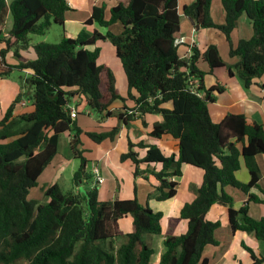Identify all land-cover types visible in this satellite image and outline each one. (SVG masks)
Masks as SVG:
<instances>
[{
	"label": "trees",
	"instance_id": "16d2710c",
	"mask_svg": "<svg viewBox=\"0 0 264 264\" xmlns=\"http://www.w3.org/2000/svg\"><path fill=\"white\" fill-rule=\"evenodd\" d=\"M116 2L109 15L103 6L95 5L87 23L109 26L120 22L121 33L84 30L77 37L63 35L57 43L37 42L34 59L10 65L5 60L8 49L18 44L27 47L32 35L44 34L53 24L64 29L69 4L67 0H0V42L7 44L0 51V76L14 67L28 71L22 91L0 119V264L21 259L27 264H211L203 250L218 244L216 232L221 222L207 218L215 203L228 206L234 231H246L264 241V216L249 215L251 202L264 203V198L250 192L257 187L264 194L257 160L264 154V124L233 113L215 122L209 104L222 88L207 87L204 81L206 73L216 68L224 67L231 75L235 68L247 87L260 79L258 85L264 88V0H222L226 13L223 24L211 15L212 0H193L181 8L179 0ZM181 13L196 29H221L238 61L228 64L215 44L205 50L193 47L190 57H181ZM244 13L252 22L253 34L233 45L231 33ZM9 15L12 27L5 35ZM99 40H109L114 46L127 78L128 98L135 102L131 113L125 111L120 116L125 115L127 122L136 114H161L150 135H171L179 141L177 156H167L151 144L143 157L133 148L144 147V143L129 141L122 159L133 162L134 174L146 171L141 164H160L151 172L159 181L155 196L165 200L177 194L178 182L171 178L182 174L184 164L203 170L195 198L181 210V216L188 220L187 231L166 237L165 250L156 263L152 261L153 239L162 232L161 211L135 198L102 201L97 188L63 191L58 183L44 189L45 202L28 198L57 154L61 134L68 130L75 129L70 145L80 159L74 181L89 177L88 160L80 148L81 129L70 113L72 99L77 94L83 100L85 97L87 106L97 112L109 111L117 99L125 101L113 70L98 63L99 48H88ZM200 61L208 65V71L200 68ZM26 95L33 109L16 115V105ZM116 132L114 128L89 135L98 141ZM242 159L250 173L247 183L236 176ZM226 186L245 193L240 209L234 207V197L226 192ZM127 217L132 218L133 228L124 233L119 221ZM122 237L124 242L117 247ZM245 248L251 254L249 264H264V250L257 253Z\"/></svg>",
	"mask_w": 264,
	"mask_h": 264
},
{
	"label": "crops",
	"instance_id": "0c3cea01",
	"mask_svg": "<svg viewBox=\"0 0 264 264\" xmlns=\"http://www.w3.org/2000/svg\"><path fill=\"white\" fill-rule=\"evenodd\" d=\"M11 1L12 0H8V2ZM192 1L193 0H179L180 8L185 4H190ZM67 2L69 4V9L66 13L64 29L61 28L60 33L59 29H56L53 25L49 28L51 29L53 27L51 30H56L57 33L55 37H57V39L60 37V34L61 37L63 35L77 37L84 30L89 32L98 31L102 34H106L109 31L115 34L122 32L123 25L120 22L113 23L109 26H102L96 21L90 24L87 23L88 19L92 16L95 5L103 6L106 15H109L111 7L117 3L116 0H67ZM210 10L216 23L223 24L225 22L226 13L222 5V0H212ZM11 27L12 16L9 15L5 26V35ZM243 28H245V30ZM181 33L182 36L178 42V51L183 58L191 56L193 47L205 50L209 45L215 44L228 64L234 65L238 61V59H228L223 55V53L225 54L230 51L231 45L225 33L217 28L196 29L192 21L181 13ZM252 34V22L244 13L240 17L238 27L231 33V42L235 45L240 39L249 38ZM32 39L33 37L31 36V40ZM59 39L61 40V38ZM33 41H36V43L41 41L51 42L47 33L40 35V37H36V40L33 39ZM18 46L20 45H15L7 50L5 54L6 63L17 65L20 62L35 58V52L31 51V42L27 47H22V51H19L18 48L14 51L11 50ZM4 48H7V44L5 42H0V51ZM88 48L92 50L99 48L100 54L98 63L110 67L114 75L116 71L120 74L122 73V63L117 57L115 48L109 40H99L95 44L88 46ZM104 50L109 51L110 58H105L103 54ZM16 51H18V55ZM15 56L22 60L20 62L13 61L11 58ZM1 62L2 57L0 55V65ZM199 66L201 69L208 71V65L205 62L200 61ZM232 70L233 75H231L226 68L220 67L214 69L213 72H207L204 77L207 87L217 85L222 88L221 92H215L216 99L209 104V111L212 119L215 122H219L229 113L245 114L249 120L264 124V88L258 85L260 79H256L258 82L247 87L237 73V70L235 68ZM23 71H25L26 75L28 74L27 70ZM19 93L20 86L15 82L9 81L6 78H0V119ZM119 93L121 94V92ZM78 96L77 94V96L72 99L70 102L71 106H75ZM134 103V101L115 100L109 107L108 113L106 111L99 112L100 118L96 121L98 125H94L91 119L80 120L79 114L77 115L75 118L76 127L81 129L82 142L80 148L83 149V155L88 160L86 170L89 173V177L81 178L78 182L73 181L72 190L85 191L86 189L97 188L99 198L102 201L135 198L142 205L148 206L154 211H161L163 213L161 220L162 232L154 236L153 239L156 250V245H165L164 242L167 236L181 235L187 231L188 220L181 216V210L185 203L195 198L196 187H199L203 180V170L190 164H184L182 174L174 178V180L178 182L177 194L169 199H158L155 195L157 193L159 181L151 170L156 168L159 169L161 167L160 164H141L140 168L142 170L146 169V171L143 174L135 175V166L133 162L130 159L123 160L122 155L128 152L129 141H132L135 144L138 142L144 143V147L134 146L133 148L138 152L140 157L145 155L146 147L151 144L157 145L167 156H177L179 153V141L171 135H163L160 138L150 135L154 123L162 119L161 114L151 113L143 116L136 114L133 115V119H128L127 122H125L124 118L126 116L124 115L121 117L120 113L125 112L129 107H134ZM166 105L169 106V104ZM32 109L33 105L31 100L23 98L16 105L14 113L18 115L26 111H31ZM81 111H85L89 116L94 114V110L87 106L85 97L79 105V112ZM114 128H117L118 131L113 137L99 139L98 141L93 139L94 141H92V143L83 141V137L87 136L86 134L88 133L103 134ZM74 134L75 132L73 130H68L61 134L57 154L40 175L41 177L47 172V176L50 178V184H48V186L58 183L64 191L62 181L67 179V177H65L67 171H70L68 177L74 179V174L80 166V162L78 164L77 157L74 156L70 145V140ZM257 160L261 169L259 185L260 188L264 190V154H259ZM95 166L99 167L104 177L102 183H97V179L93 174V168ZM236 176L243 183H247L250 180V173L243 159L241 160L240 169L236 171ZM225 190L234 197V207L240 209L245 202V193L232 186H226ZM250 192L256 193L264 198L263 192L257 187L252 188ZM252 204L258 205L256 202H251L249 204L250 216H252ZM260 204L264 205V203ZM263 216L264 206L259 210L258 214H253L252 217L261 218ZM207 218L213 221L219 220L221 222V227L216 232V238L218 240V244L216 245L217 249L214 250H222V252L220 255L211 258L208 254H205L207 247L203 250V255L209 259L211 264H249L252 258L245 246L254 249L257 253H261L264 250V241L256 238L254 234L241 230L234 231L232 229L228 206L215 203L208 211ZM119 223L124 233L130 232L133 228L131 217L122 218Z\"/></svg>",
	"mask_w": 264,
	"mask_h": 264
},
{
	"label": "rangeland",
	"instance_id": "374dc122",
	"mask_svg": "<svg viewBox=\"0 0 264 264\" xmlns=\"http://www.w3.org/2000/svg\"><path fill=\"white\" fill-rule=\"evenodd\" d=\"M53 27H56V29H59V31L61 33V30H60L61 26L60 25L53 24ZM210 28H216V27H210ZM51 29H48L45 32V33H47V35L49 37V40L51 42L59 41L60 40L59 38H62L61 34H60V37L57 39V37H55L56 33H57L56 30H51ZM217 29H219V28H217ZM243 29L245 30V28H243ZM219 30H221V29H219ZM40 35H42V34H34V35H32V37H33L34 40H36V37H40ZM33 39L31 40V46H30L32 52H34V44L36 43V41H33ZM17 48L19 49V51L23 50L22 47H20V46L14 47L11 50L14 51ZM103 54H104L105 58H107V59L110 58L109 57L110 54H109L108 50H104ZM223 55L226 56L228 59H236V60L238 59V57L236 55H232L230 51L225 53V54L223 53ZM11 59L13 61H18V62H20L22 60L21 58H19L17 56H15L14 58H11ZM25 75H26L25 71H23L22 69H20L18 67H14L12 69V71L9 72V74H6L4 76H0V78H4V79L6 78L9 81L15 82L18 86H20V92H21L22 91V81H23V77ZM115 77H116V87L118 88L119 92H121V94L125 98V101L133 102L132 99L128 98V85H127V80H126L125 73L123 72V69H122V73L121 74L116 71ZM133 93H135V92H133ZM24 98L27 99V95L24 96ZM80 98L81 97L78 96L77 99H76L77 101L75 102V107L78 110H79V105L83 101V98H81V100H80ZM119 103H121V102H119ZM133 108H134L133 106L129 107L126 111L131 113L133 111ZM131 109H132V111H131ZM99 118H100V113L97 112V111H94V114L92 116L87 115L85 113V111L79 112V119L80 120H85V119L89 120V119H91L93 121L94 125H98V122H96V121ZM73 131L75 132V129H73ZM86 135L87 136L83 137V141L84 142L92 143V141L95 140L93 138V136L89 135V133L86 134ZM76 159H77V162L79 164L80 159L79 158H76ZM68 173L70 174V171L69 172L67 171V173L65 174V177H67V179L62 181V187L64 188V191H69V190L73 189L72 187H73L74 179H72V177H68ZM48 184H50V178L47 176V172H46V174H43L40 177V179L38 180V185L30 189L29 194H28V198L29 199L38 200L39 202H45L46 201V197H45V194H44V189H45L46 186H48ZM257 204L258 205L252 204L253 205L252 216H253V214H258L259 210L261 208H263V206H264V205H261L260 203H257ZM122 242H124V239H122V238L118 239L117 240V244L118 245H116V246L119 247ZM206 247H207V249L205 250V254H208L209 256H211V258H214L215 256L220 255V253L222 252V250H219V251H215L214 250V249H217L216 245H207V246H205V248ZM163 250H164V245H161V246L156 245L155 253L152 256V261L153 262H157L160 259V256H161ZM14 264H27V262L25 260L21 259V260L17 261Z\"/></svg>",
	"mask_w": 264,
	"mask_h": 264
},
{
	"label": "built area",
	"instance_id": "2783aa9c",
	"mask_svg": "<svg viewBox=\"0 0 264 264\" xmlns=\"http://www.w3.org/2000/svg\"><path fill=\"white\" fill-rule=\"evenodd\" d=\"M69 107H70V113H71L72 118H76L77 115L79 114V110L75 106L69 105ZM93 174H94L95 178L97 179V183H102L103 182L104 177L102 176L99 167L95 166L93 168ZM174 178L175 177H172L171 179L174 180Z\"/></svg>",
	"mask_w": 264,
	"mask_h": 264
}]
</instances>
